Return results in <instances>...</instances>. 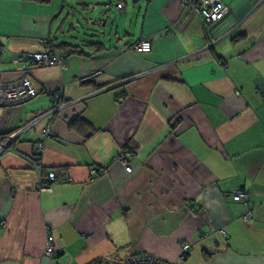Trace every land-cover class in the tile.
Instances as JSON below:
<instances>
[{
  "label": "crops",
  "instance_id": "crops-1",
  "mask_svg": "<svg viewBox=\"0 0 264 264\" xmlns=\"http://www.w3.org/2000/svg\"><path fill=\"white\" fill-rule=\"evenodd\" d=\"M222 1L205 26L178 0H0V78L37 92L0 106V136L63 95L38 171L0 157V264L178 262L185 243L181 264H264V0ZM143 38L151 50L135 51ZM42 50L64 65L17 69ZM47 121L18 131L15 150L32 156ZM58 168L72 180L38 189Z\"/></svg>",
  "mask_w": 264,
  "mask_h": 264
},
{
  "label": "built area",
  "instance_id": "built-area-1",
  "mask_svg": "<svg viewBox=\"0 0 264 264\" xmlns=\"http://www.w3.org/2000/svg\"><path fill=\"white\" fill-rule=\"evenodd\" d=\"M181 5L187 6L195 13L200 22L207 26L210 23L221 19L228 11L229 6L222 0H178ZM116 7L121 10L122 4L117 3ZM215 40L212 39L209 44ZM133 49L137 52H149L151 50V42L148 39H140L133 44ZM17 69L24 71L27 68L34 65L50 66L58 65L63 66L65 57L62 54L56 53L52 50H42L28 53L25 56H20L15 59ZM91 77V74L87 75L84 79ZM37 92L31 86L27 77H20L13 81H3L0 78V106H9L13 104L22 103L30 98L36 96ZM261 95L264 96V89L261 90ZM51 107L49 110L38 114L30 120L22 123L17 131L0 136V157L5 153L19 154L25 161L28 167L39 170L38 165L35 163L34 158L39 157L43 148L44 140L51 137L52 125L54 120V114L63 107V95L62 89L56 90L51 93ZM48 117V121L42 131V139L38 142L35 151L32 156L23 155L15 150V137L18 131L29 129L40 118ZM118 160L125 166H127L126 160L122 154L119 155ZM105 172V170H103ZM71 177L67 176L63 169H49L45 173L44 178L39 177L38 189L49 190L57 182L71 181ZM232 195L235 199L239 200L245 207V212L242 214V219L248 221L252 216V210L250 207V195L246 189L237 188L232 191ZM224 234V230L220 229ZM190 251V245L185 243L181 247L179 261L178 262H164L156 257L148 254L138 253L126 258L121 264H181L180 260H183ZM55 247L51 242L45 245L43 254L45 257L51 259L54 256ZM53 264H65L63 262H56Z\"/></svg>",
  "mask_w": 264,
  "mask_h": 264
},
{
  "label": "trees",
  "instance_id": "trees-1",
  "mask_svg": "<svg viewBox=\"0 0 264 264\" xmlns=\"http://www.w3.org/2000/svg\"><path fill=\"white\" fill-rule=\"evenodd\" d=\"M90 44H97V43H90ZM57 49L62 50V52L65 54H72V53H82L81 51H77L75 46H70L67 43L63 42V43H59L58 45L54 46ZM97 48H101V45H99ZM64 56V55H63ZM61 169V168H58Z\"/></svg>",
  "mask_w": 264,
  "mask_h": 264
},
{
  "label": "rangeland",
  "instance_id": "rangeland-1",
  "mask_svg": "<svg viewBox=\"0 0 264 264\" xmlns=\"http://www.w3.org/2000/svg\"><path fill=\"white\" fill-rule=\"evenodd\" d=\"M92 27H93V29H95V30L98 28V26H95V27L92 26ZM44 248H45V247H44ZM44 256H45V255H44ZM103 264H106V263H103Z\"/></svg>",
  "mask_w": 264,
  "mask_h": 264
}]
</instances>
